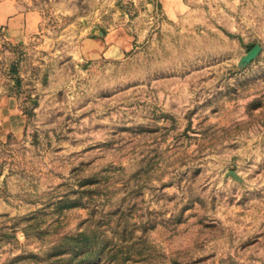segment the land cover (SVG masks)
Returning a JSON list of instances; mask_svg holds the SVG:
<instances>
[{
  "label": "rangeland",
  "instance_id": "obj_1",
  "mask_svg": "<svg viewBox=\"0 0 264 264\" xmlns=\"http://www.w3.org/2000/svg\"><path fill=\"white\" fill-rule=\"evenodd\" d=\"M21 2L35 29L0 23V264H67L81 231L97 264H264V0Z\"/></svg>",
  "mask_w": 264,
  "mask_h": 264
},
{
  "label": "crops",
  "instance_id": "obj_2",
  "mask_svg": "<svg viewBox=\"0 0 264 264\" xmlns=\"http://www.w3.org/2000/svg\"><path fill=\"white\" fill-rule=\"evenodd\" d=\"M36 17L25 10L21 0H1L0 23L8 24L7 30L12 37L20 39L25 29H35L38 24Z\"/></svg>",
  "mask_w": 264,
  "mask_h": 264
},
{
  "label": "trees",
  "instance_id": "obj_3",
  "mask_svg": "<svg viewBox=\"0 0 264 264\" xmlns=\"http://www.w3.org/2000/svg\"><path fill=\"white\" fill-rule=\"evenodd\" d=\"M73 245L70 246L71 254L65 257L67 264H84V261H89L92 264L103 260L101 251L103 244L96 238L92 237L86 231H81L71 237Z\"/></svg>",
  "mask_w": 264,
  "mask_h": 264
},
{
  "label": "water",
  "instance_id": "obj_4",
  "mask_svg": "<svg viewBox=\"0 0 264 264\" xmlns=\"http://www.w3.org/2000/svg\"><path fill=\"white\" fill-rule=\"evenodd\" d=\"M263 46L260 43H256L239 61L240 66H245L252 60H254L260 51L262 50ZM229 173L236 178H241L235 170H230Z\"/></svg>",
  "mask_w": 264,
  "mask_h": 264
}]
</instances>
